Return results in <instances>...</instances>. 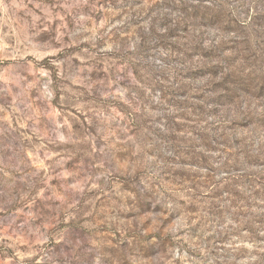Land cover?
<instances>
[{"label":"rangeland","instance_id":"374dc122","mask_svg":"<svg viewBox=\"0 0 264 264\" xmlns=\"http://www.w3.org/2000/svg\"><path fill=\"white\" fill-rule=\"evenodd\" d=\"M0 264H264V0H0Z\"/></svg>","mask_w":264,"mask_h":264}]
</instances>
